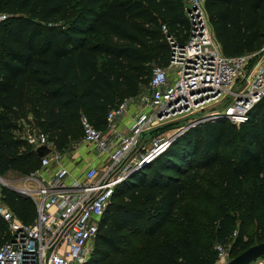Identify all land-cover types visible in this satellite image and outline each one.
<instances>
[{
	"label": "trees",
	"instance_id": "1",
	"mask_svg": "<svg viewBox=\"0 0 264 264\" xmlns=\"http://www.w3.org/2000/svg\"><path fill=\"white\" fill-rule=\"evenodd\" d=\"M203 6L225 56L259 49L264 0ZM0 13V177L39 167L22 138L28 128L59 152L81 139V115L104 130L108 111L147 85L152 65H167L165 36L182 43L189 32L181 0H0ZM0 195L32 221L31 199L6 186ZM5 230L0 219V243ZM263 240L264 98L239 126L185 130L116 185L83 264H212L217 243L233 257Z\"/></svg>",
	"mask_w": 264,
	"mask_h": 264
},
{
	"label": "built area",
	"instance_id": "2",
	"mask_svg": "<svg viewBox=\"0 0 264 264\" xmlns=\"http://www.w3.org/2000/svg\"><path fill=\"white\" fill-rule=\"evenodd\" d=\"M181 3L189 23L187 38L179 43L165 36L168 63L164 67L152 65L146 95L126 97L110 109L104 130L94 128L80 116L81 141L91 145L100 158L98 167L88 166L72 176L63 164V152L55 150L44 133L33 128L24 130L22 138L32 150L50 148L39 158L38 169H53L46 178L26 177L36 180V187L18 189L33 203L35 215L29 223L20 221L0 195V219L6 227L0 243V264L85 263L116 185L151 162L185 130L215 120L239 126L264 98V31L259 49L225 56L214 38L203 0ZM5 17L0 13V21ZM161 29L166 32L165 25ZM131 106L134 112L130 122L118 130V120ZM180 118L188 119L184 126L171 136L156 137L149 148L133 156L143 133ZM214 249L212 264L230 260L228 248L217 243Z\"/></svg>",
	"mask_w": 264,
	"mask_h": 264
},
{
	"label": "rangeland",
	"instance_id": "3",
	"mask_svg": "<svg viewBox=\"0 0 264 264\" xmlns=\"http://www.w3.org/2000/svg\"><path fill=\"white\" fill-rule=\"evenodd\" d=\"M146 83H142L139 86L138 89V94L140 96H145L147 93V88H146ZM190 117V116H189ZM188 117V118H189ZM175 118V117H174ZM187 118H180L178 120H167L166 122H163L147 131L145 133V135L143 136V138L139 141V144L137 145V147L135 148L134 151V155L132 153L133 156L138 155L140 152H143L144 150H146L147 148L150 147L151 145V141L153 139H155L156 137H168L171 136L175 131H177V129L179 127L184 126L187 123ZM85 144L81 141V139H79L76 142L71 143V145H69L67 147V149L64 151V158H68L72 157V153L75 149H79L82 148ZM86 147H90V146H86ZM74 160V158H73ZM38 173V168L34 169L32 172H28L25 174H22L18 171H9L7 172L4 176H2V178L7 181L10 185H18L19 183H22V181L25 179L26 177H30L31 175L37 174ZM253 184V179H247L245 182V186H247V188L251 187ZM0 186H3L2 183H0ZM178 205H180V201H178ZM177 205V206H178ZM173 222H171V220L166 224V226L171 225ZM140 242V237H134L131 240V245L132 246H136L138 245ZM230 259L232 258V255L229 253ZM251 264H264V257H261L257 260H255L254 262H252Z\"/></svg>",
	"mask_w": 264,
	"mask_h": 264
},
{
	"label": "crops",
	"instance_id": "4",
	"mask_svg": "<svg viewBox=\"0 0 264 264\" xmlns=\"http://www.w3.org/2000/svg\"><path fill=\"white\" fill-rule=\"evenodd\" d=\"M133 112H134V107L131 106L129 108L128 112L118 120V123H117L118 130H120L124 126L128 125V123L130 122V116L133 114ZM142 138L143 137H141V139ZM84 144L85 145L82 148L75 149L73 151L72 157L74 158V160H73V158L70 159V157L63 159V164L66 167H68L70 174L72 176L78 175L81 171L86 169L88 166L98 167L101 164V160H100V158H98L95 155V153L92 149V146L89 144H86V143H84ZM86 146H90V147H86ZM63 154H64V152H63ZM52 169H48L47 171H40L38 169V173L34 174L33 176L37 179H40L41 177L46 178L51 174ZM9 171H13V170H9ZM9 171H7V172H9ZM12 186L16 187L17 189L24 187V186L36 187L37 183H36V180H25L24 179L22 181V183H19L18 185L17 184L12 185ZM16 192H18V191H16Z\"/></svg>",
	"mask_w": 264,
	"mask_h": 264
},
{
	"label": "water",
	"instance_id": "5",
	"mask_svg": "<svg viewBox=\"0 0 264 264\" xmlns=\"http://www.w3.org/2000/svg\"><path fill=\"white\" fill-rule=\"evenodd\" d=\"M157 115L160 116L161 112L157 111ZM149 132V131H147ZM146 133V132H145ZM145 133L142 134L141 137L145 135ZM50 150L49 147L42 146L38 149H36V154L41 157L48 153ZM0 183H2L3 186H6L8 188L13 189L14 191L19 190L16 187H13L10 185L7 181H5L2 177H0ZM20 193V192H19ZM264 256V240L255 244L250 245L243 251H241L239 254L233 256L227 263L225 264H251L255 260L261 258Z\"/></svg>",
	"mask_w": 264,
	"mask_h": 264
}]
</instances>
